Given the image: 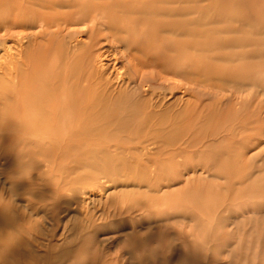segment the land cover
<instances>
[{"label":"bare ground","instance_id":"6f19581e","mask_svg":"<svg viewBox=\"0 0 264 264\" xmlns=\"http://www.w3.org/2000/svg\"><path fill=\"white\" fill-rule=\"evenodd\" d=\"M35 263L264 264V0H0V264Z\"/></svg>","mask_w":264,"mask_h":264},{"label":"rangeland","instance_id":"374dc122","mask_svg":"<svg viewBox=\"0 0 264 264\" xmlns=\"http://www.w3.org/2000/svg\"><path fill=\"white\" fill-rule=\"evenodd\" d=\"M110 53H112V52H110ZM98 230H99L98 233L101 234L103 232L109 231L110 229L109 228H102L101 227ZM75 233H76V230L74 228H72L71 231L68 234V237L65 240H62L61 242L63 244H68L69 242H73L74 241V235H75ZM35 264H37V263H35Z\"/></svg>","mask_w":264,"mask_h":264}]
</instances>
